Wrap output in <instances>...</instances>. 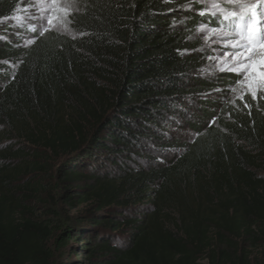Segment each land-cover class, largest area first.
<instances>
[{"label": "trees", "instance_id": "16d2710c", "mask_svg": "<svg viewBox=\"0 0 264 264\" xmlns=\"http://www.w3.org/2000/svg\"><path fill=\"white\" fill-rule=\"evenodd\" d=\"M19 2L0 0V264H264V98L205 75L199 4L87 0L70 38Z\"/></svg>", "mask_w": 264, "mask_h": 264}, {"label": "snow or ice", "instance_id": "6c2138e0", "mask_svg": "<svg viewBox=\"0 0 264 264\" xmlns=\"http://www.w3.org/2000/svg\"><path fill=\"white\" fill-rule=\"evenodd\" d=\"M73 3L74 0H46V8L41 10V15L33 17L45 21L40 26V35L55 30L57 26L67 27L71 23L68 17L72 13ZM44 11H47V16L43 15ZM199 15L213 18L207 24L202 23L197 32L205 34L206 42L213 37L217 38L213 42L218 43L222 49L221 54L214 58L217 71L240 77L236 81V87L229 91L235 93L236 98L241 101H244L246 94H250L255 100L257 92L264 98V0H260L258 7L249 5L244 0H213L210 6L205 4V9ZM11 18L18 22L23 20L20 15ZM213 22L215 26H212ZM30 30L36 32L37 26L33 25ZM27 43H34V40ZM244 106L250 108L246 101ZM213 123L215 118L209 126ZM198 135L199 133L194 134Z\"/></svg>", "mask_w": 264, "mask_h": 264}, {"label": "rangeland", "instance_id": "374dc122", "mask_svg": "<svg viewBox=\"0 0 264 264\" xmlns=\"http://www.w3.org/2000/svg\"><path fill=\"white\" fill-rule=\"evenodd\" d=\"M195 1L200 6L199 10H195V14H199L200 11L204 10L205 9V4H209V6H210V3L213 2V0H195ZM244 2L248 3L249 5H257V7H258L259 3H260V0H244ZM19 3L20 4L17 7V9L14 12L12 17H14L16 15H20V16L23 17V20L19 21V22L14 20V19L13 20L18 22V23L24 24L29 29H31V27L33 25H36L37 26L36 33L40 34V26L42 24H44L45 21L39 20V19H33V17H38V16L41 15V10L46 8V0H20ZM86 4H87V0H74V3L72 4V9L73 10H72L71 14L83 12ZM43 15L47 16L48 15L47 11H44ZM70 16L68 17L69 20H70ZM207 17L210 20H213L212 17H210V16H207ZM180 18H184V17H180ZM203 24H207V23L204 22ZM212 26H215L214 22H213ZM48 32H50V33L53 32V33H57V34H60V35H65V36H68L70 38H74V37L79 36L77 33H75L72 30L71 23H69L67 25V27L57 26L55 30L44 32V34L48 33ZM193 38L196 39L201 44L200 48L204 49V53L206 54V56H205L206 64H205V66L203 68V72L205 73V75L209 76V74H211L212 76H216V75L224 74V73L230 74V75L234 76V78H235V84L232 87H230V88L236 87V81L240 79L239 76H237V75H235L233 73H227V72L221 73V72L217 71V69H216V63L217 62H216V60L214 58L216 56L220 55L221 52H222V49L219 47V44L213 42V41L217 40V38L213 37L212 40H209V41L206 42L205 41V34L204 33H198L197 29H196V31H195V33L193 35ZM29 40H32V39L27 37L23 42L27 43V41H29ZM210 57H213V59H209ZM257 94H261V93L257 92ZM246 95L251 96L250 94H246ZM216 97H217V95L210 94L206 98H207V100H211V102H213L214 99H217ZM229 99L235 100V99H238V98H236V94L235 93L231 92L229 94ZM191 114L193 116H195V114H198V113H196L194 111H191ZM193 119L197 120L198 118L197 119L193 118ZM177 129H178L177 130L178 133L182 132L183 130H187L186 126H184V125L182 127L177 128Z\"/></svg>", "mask_w": 264, "mask_h": 264}]
</instances>
